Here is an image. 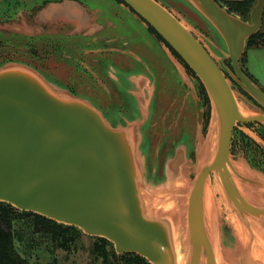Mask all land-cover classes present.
Wrapping results in <instances>:
<instances>
[{"label":"water","instance_id":"obj_1","mask_svg":"<svg viewBox=\"0 0 264 264\" xmlns=\"http://www.w3.org/2000/svg\"><path fill=\"white\" fill-rule=\"evenodd\" d=\"M181 1L217 34L223 46L219 54L157 0H122L193 71L213 107V152L189 190L181 192L186 146L180 142L166 156L162 175L155 178L158 182H148V176H157L163 133L148 171L146 151L141 148L143 128L151 112L146 105V111L137 106L130 118L114 123L88 99L33 67L10 61L0 67V201L18 211L74 226L85 235L102 237L111 242L118 255L135 253L150 264H179L175 200L185 197L182 264H221L223 246L235 252V264H264V173L258 170L257 175L251 171L243 175L230 158L236 123L264 124V90L240 66L248 40L262 27L264 0H255L248 20L230 13L217 0ZM227 77L258 106L259 112L242 113ZM188 85L198 135L203 109L195 87L190 82ZM211 174L249 233L247 242L236 238L234 248L221 240L216 215V239L211 235L205 213V184ZM235 181L254 199L249 200Z\"/></svg>","mask_w":264,"mask_h":264},{"label":"rangeland","instance_id":"obj_2","mask_svg":"<svg viewBox=\"0 0 264 264\" xmlns=\"http://www.w3.org/2000/svg\"><path fill=\"white\" fill-rule=\"evenodd\" d=\"M86 1L90 3H96L98 4L97 6L104 5L106 3L105 0ZM115 1L123 3L119 0ZM157 1L160 2L163 6H165L179 20H181V22L187 27V29L191 31L213 53L219 54V49L223 48L221 40L214 32V30L211 29V27H209V25L193 9H191L187 4H185L181 0ZM31 3V0H1L0 31L7 35H11V33L13 34V32L25 33L24 30L18 31L17 29H21L22 25L27 23L26 17L28 14L27 12L30 10L29 8H31L32 6ZM1 37L5 38L3 36ZM168 48L170 51H173L170 46ZM173 52L175 53V51ZM155 55L156 56H152V58H154L155 60L153 63L154 70L156 72H160V75H158L157 77L158 95L156 99L157 101L159 99H163V97H168L167 99H169L174 96L173 88L175 87L176 82L179 81L178 83H181V79L180 76L175 72L174 68H172L173 66L169 64L166 58H164L163 54L155 52ZM244 57L245 60L243 66H241L242 57L240 59L241 68L243 67V69H245L246 72L264 90V48L249 47L245 50ZM21 58V61L27 62V54L22 55ZM118 59L120 60L122 58ZM177 59L180 63H182V60L180 59L179 55H177ZM24 62L19 61L18 63L24 64ZM7 63H10V61L6 62L5 64ZM182 64L187 70V74H189V76L191 77V81L193 82V86L195 87L197 96L199 95L201 97V103L203 102L204 104V108L201 106V108L204 110V119L201 126V130L198 135H196V113L193 102L189 104V110L187 112V117L189 118L191 116V109L194 111L193 120H190V123L192 124V135L191 137H189V139L191 140L187 139V141L182 140L184 142H181L186 146V157L184 155L185 163L183 164L182 168V176L184 177L186 183L184 184V187H182L183 191H181L185 192L188 191L191 187L202 164L204 162H207V160L212 155L215 138L212 143H210V139L213 126L215 127L216 135V124L215 113L204 86L197 78V76L193 73V71L189 70L185 63ZM64 69H62L61 67L46 68L48 72L52 73V76L54 78L58 79L59 81H61L62 79L66 82L67 70L69 71L70 68H67V66H65ZM228 80L233 89L238 105L240 109L243 110L244 114L251 115L259 112L260 109L258 108V106L252 101H250L248 96L243 93L242 90L238 86H236V84L230 78H228ZM83 82H85V84H89V86H86L88 88H91V83L89 79L85 78L83 79ZM179 84H177V86H179ZM84 98L88 99L87 97ZM148 98L151 99L150 96ZM180 98L181 97H179L178 99V103L180 102ZM132 113V109L129 111V116H125L126 113H123V115L121 116V121L119 122L122 123L124 117H126L127 119L130 118ZM181 124L182 122L181 120H179L177 123V128H172L171 132L167 134V138L169 139L166 140L165 146L160 151V158L158 160V169L156 173L157 176H148L147 178L150 184L157 183L158 181L155 180V178L162 175V170L164 167L163 164L165 162L166 156L174 151V149H168V147L170 146L169 144H172L173 139L177 138L180 135ZM158 136V131L153 132L154 144L152 143L150 148H146L143 146V144H141V148H144L147 153L146 158L148 171L152 168V164L154 162V154L156 151L154 145L156 143V140L158 139ZM196 158H198L199 164H196ZM230 158L233 165L236 166L241 172L245 173L246 175L248 171H251L254 175H257L258 170L264 173L263 123H236V126L234 127L232 133V140L230 145ZM162 182L163 184H166L165 180H163ZM250 199L252 198H249V200ZM207 201L213 205V212L216 214L217 217V232L220 234L221 240L222 238H224L225 241L228 242V244L230 243L231 247L233 248L234 244H236L235 239L239 236L243 239L244 242H247L249 239V233L231 209L218 180L213 174L208 177L205 184V202ZM186 204L187 201L185 197H180L179 199L175 200V214L179 215V228L181 224L184 231L186 221ZM250 222L257 230H259L257 225L255 223H252L253 221ZM180 232L182 233L181 229ZM91 243L92 237L82 234L80 239L77 241V247L74 248L71 252L66 253L61 249L51 250L46 243L40 244V246L35 248L27 249L24 248L20 243H18V241H15L17 249H19V251L27 258L30 264H99L97 261L93 260L90 255L89 247ZM225 244L227 243H224V245ZM24 249L26 250L25 252L23 251ZM223 250L233 252V250L229 249L227 246H223Z\"/></svg>","mask_w":264,"mask_h":264},{"label":"flooded vegetation","instance_id":"obj_3","mask_svg":"<svg viewBox=\"0 0 264 264\" xmlns=\"http://www.w3.org/2000/svg\"><path fill=\"white\" fill-rule=\"evenodd\" d=\"M31 1L32 6L26 17L27 23L23 24L21 29H17L18 31L24 30L25 33L13 32V34L7 35L0 31V35L5 37L0 36L1 62L5 60L24 62L21 61V56L27 54V62L24 64L40 71L49 80L62 84L72 93L87 97L111 122L121 121L123 113H126L125 116H129L131 109L136 111L139 104L137 101L129 99L126 91L127 86H124L126 83L124 78L125 73L137 69L136 66L139 62L129 54L131 51L121 37V33L119 37L115 38L116 35L110 33L100 34L99 31L85 33L87 30H76L75 24L67 22L65 18L69 16L71 21H74L75 18L81 21L83 17L77 14V12L80 14L81 11L78 7L74 10L71 7H64V5L71 2L79 3L82 0ZM154 34L160 38L155 32ZM166 46L169 47V45ZM172 54L177 58L176 53L172 51ZM182 63L184 62L182 61ZM65 66L70 68L69 71L66 69V82L62 79L59 81L46 70L48 67L64 69ZM85 78L89 79L91 88L87 87L89 84L83 82ZM178 82L173 88L174 96L169 99L163 97L158 101L156 99L158 95L156 82L153 99H150L149 102L151 112L148 122L143 128L142 144L144 147L150 148L154 141L153 132L158 131L159 133L156 143L159 142L163 133L159 144L158 160L161 149L169 139L167 134L171 132L172 128H177L179 120L182 122L180 135L173 139L168 149H174L176 144L187 141L192 135L190 120H193L194 111L191 109L189 118L187 112L189 104L194 103L193 96L186 83L181 81L179 84ZM179 97L181 98L178 103ZM198 97L200 106L204 108L201 97L199 95ZM140 106L144 110L145 103L142 101ZM156 143L154 148L157 147L158 143Z\"/></svg>","mask_w":264,"mask_h":264},{"label":"trees","instance_id":"obj_4","mask_svg":"<svg viewBox=\"0 0 264 264\" xmlns=\"http://www.w3.org/2000/svg\"><path fill=\"white\" fill-rule=\"evenodd\" d=\"M119 1L122 2V0ZM254 3L255 0H231L223 6L230 13L248 20L250 9ZM148 27L157 34L152 26L149 25ZM157 35L161 38L159 34ZM249 47L264 48V11L262 14V27L248 40L247 48ZM244 55L245 53L242 56L241 66H243L245 60ZM6 62H9V60L0 61V66ZM189 70L191 69L189 68ZM243 70L246 72L245 69ZM247 75L249 74L247 73ZM82 234L81 230L74 226L58 223L37 213L18 211L12 205L0 201V264H30L27 258L17 249L15 241H18L27 249L46 243L51 250L61 249L69 253L77 247V241ZM91 237L92 243L89 252L92 259L99 264H150L145 258L135 253L118 255L115 253L111 242L102 237Z\"/></svg>","mask_w":264,"mask_h":264},{"label":"crops","instance_id":"obj_5","mask_svg":"<svg viewBox=\"0 0 264 264\" xmlns=\"http://www.w3.org/2000/svg\"><path fill=\"white\" fill-rule=\"evenodd\" d=\"M105 1L104 5L99 6L86 0H82L79 3H65L64 7L66 8L71 7L75 10L78 7L81 12L80 14L77 10L76 12L83 17L81 21H78V18L71 21L69 16H66L65 19L67 22L75 24L76 30H87L85 33L99 31L100 34L110 33L114 36L116 35L115 38L119 37L121 33L120 35L129 50L135 52L132 56L139 62L136 66L137 69L125 73L124 79H126V83L124 86H127L126 91L131 101L139 102L140 100L145 102V100L149 99L147 98L148 95L153 99L157 77L160 75V72H156L153 66L155 60L152 56H156L155 52L164 55V58L173 66L172 68L180 76L183 83H186L188 87V82L193 85L191 77L187 74L182 63L172 54L166 44L155 36L154 32L147 27L143 20L125 4L115 0ZM217 1L225 5L227 1L231 0Z\"/></svg>","mask_w":264,"mask_h":264},{"label":"bare ground","instance_id":"obj_6","mask_svg":"<svg viewBox=\"0 0 264 264\" xmlns=\"http://www.w3.org/2000/svg\"><path fill=\"white\" fill-rule=\"evenodd\" d=\"M9 64V63H7ZM6 65V64H5ZM4 66V65H2ZM0 66V67H2ZM149 97V95H148ZM147 97V98H148ZM84 98V97H83ZM149 102H150V98L147 100V102H144L146 107L148 108L149 110ZM139 107L140 106V102H139ZM146 107L144 106V111H146ZM242 113L244 114L243 110H241ZM214 138H215V127L213 126L212 128V134H211V139H210V143H212L214 141ZM209 143V142H208ZM236 167V166H235ZM236 169L243 175H246L245 173L241 172L237 167ZM248 173H250V171H248ZM237 183V187L239 188V190H241L243 193H245V195L248 197V198H252L254 199V197L251 195V194H248L247 191H245L242 186H240V184H238L237 181H235ZM186 183V181H185ZM184 185V184H183ZM187 189V187H186ZM206 209H205V213L207 214V221L208 222V225H209V228H210V231H211V235L213 237V240L216 239V235L215 234V213L213 212V205L211 203H209L208 201L206 202ZM186 209V207H185ZM185 213H186V210H185ZM179 216V215H178ZM185 226H186V221H185ZM182 233L180 232L178 235H177V238H176V241H177V250H178V262L179 264H182L185 260V256H184V248H185V231L182 227V225L180 224V228ZM180 231V230H179ZM226 253V254H225ZM235 252H228V251H224L223 250V247L220 249V254H219V260L221 261L220 263L221 264H235V255H234ZM203 263V262H202Z\"/></svg>","mask_w":264,"mask_h":264}]
</instances>
